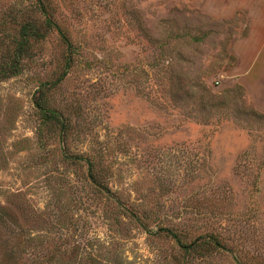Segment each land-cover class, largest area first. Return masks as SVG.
Segmentation results:
<instances>
[{"label":"rangeland","instance_id":"1","mask_svg":"<svg viewBox=\"0 0 264 264\" xmlns=\"http://www.w3.org/2000/svg\"><path fill=\"white\" fill-rule=\"evenodd\" d=\"M234 6L0 0V264H264V54L236 75Z\"/></svg>","mask_w":264,"mask_h":264},{"label":"crops","instance_id":"2","mask_svg":"<svg viewBox=\"0 0 264 264\" xmlns=\"http://www.w3.org/2000/svg\"><path fill=\"white\" fill-rule=\"evenodd\" d=\"M234 10L247 9L249 29L244 36L235 38L232 50L235 57L234 70L238 77L249 80L264 54V0H233ZM264 66V57L263 65ZM264 73V68L261 70ZM256 80H264L260 74ZM255 80V81H256Z\"/></svg>","mask_w":264,"mask_h":264},{"label":"trees","instance_id":"3","mask_svg":"<svg viewBox=\"0 0 264 264\" xmlns=\"http://www.w3.org/2000/svg\"><path fill=\"white\" fill-rule=\"evenodd\" d=\"M40 2H41V0H40ZM42 11L43 12H45V7L43 6L42 7ZM47 22L49 23V25H51V26H54V27H56L58 30H59V32H60V34H61V36H62V38H63V40L67 43V45H68V47H69V50H71V49H73V45H72V43H71V41H70V39H69V37H67V35L58 27V25L52 20V19H50V18H48L47 19ZM26 29L27 28H25L24 29V31L26 32ZM29 29V28H28ZM26 35V33H24V36ZM21 44H23V42L21 43ZM18 48H20V49H23V46H18ZM21 54L22 53H15V56H14V58L15 59H17V58H19L20 56H21ZM14 59V60H15ZM73 63V58H72V55L70 54L69 56H68V61H67V69H66V71L62 74V76L58 79V81H56V82H54V83H52V84H57V83H59L63 78H64V76L67 74V72H68V69L70 68V66H71V64ZM18 65L16 64V63H12L11 64V66H10V71L12 70L13 72H17V70H18ZM48 84L46 83V84H44L43 86H42V88H40V90H43V87H45V86H47ZM35 104H36V106L38 107V109H39V111L41 112V113H43V114H45L47 117H49L50 119H54V120H57V121H59L60 123H63V120H64V118H63V116H62V114L60 113V112H58L57 110H55V109H51V108H48V107H46L43 103H42V101H41V99L39 98V99H35ZM77 158V157H76ZM79 158V157H78ZM87 162H88V166H89V174H90V177H92V178H95L94 177V167H93V163H91V160L89 159V158H86L85 159ZM98 184H100V183H98ZM168 230V232H170L175 238H177V235H175V233H173L171 230H169V229H167ZM214 241H215V243L216 244H220L216 239H214ZM196 244V242L195 243H193L191 246H194Z\"/></svg>","mask_w":264,"mask_h":264}]
</instances>
